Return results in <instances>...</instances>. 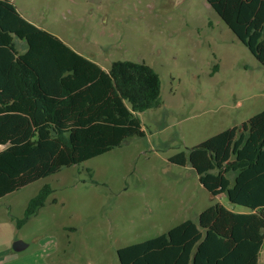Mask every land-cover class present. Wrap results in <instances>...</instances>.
<instances>
[{"label": "rangeland", "instance_id": "rangeland-1", "mask_svg": "<svg viewBox=\"0 0 264 264\" xmlns=\"http://www.w3.org/2000/svg\"><path fill=\"white\" fill-rule=\"evenodd\" d=\"M9 1L103 69L114 61L150 66L160 77L161 104L138 114L144 137L1 198L0 264H119L118 249L224 202L190 165L169 162L264 109V65L208 0ZM46 184L52 194L18 228ZM16 240L28 247L14 252Z\"/></svg>", "mask_w": 264, "mask_h": 264}, {"label": "trees", "instance_id": "trees-1", "mask_svg": "<svg viewBox=\"0 0 264 264\" xmlns=\"http://www.w3.org/2000/svg\"><path fill=\"white\" fill-rule=\"evenodd\" d=\"M208 1L264 65V0ZM160 91L159 75L145 63L114 61L105 71L0 0V199L129 138L144 137L138 114L160 106ZM169 162L190 165L211 196L224 195L248 213L215 203L197 221L118 249L119 264H258L264 239V111ZM52 192L44 185L16 226Z\"/></svg>", "mask_w": 264, "mask_h": 264}, {"label": "crops", "instance_id": "crops-1", "mask_svg": "<svg viewBox=\"0 0 264 264\" xmlns=\"http://www.w3.org/2000/svg\"><path fill=\"white\" fill-rule=\"evenodd\" d=\"M9 1V0H8ZM11 2V1H10ZM12 3V2H11ZM14 5V4H13ZM15 6V5H14ZM16 7V6H15ZM16 9H17V11L19 12V14L24 18V19H26L28 22H30V23H32V24H34L33 22H31L30 20H28L26 17H24L23 15H22V13L19 11V9L16 7ZM35 26H37L38 28H40L41 29V27L39 26V25H37V24H34ZM42 30H44V29H42ZM62 41V40H61ZM63 42V41H62ZM65 45H67L65 42H63ZM68 46V45H67ZM70 49H72L73 51H75L76 53H78L79 55H81V56H83L81 53H79L78 51H76L75 49H73V48H71L70 46H68ZM84 58H86V59H88V60H90V61H92L93 63H95V64H97L101 69H103V67H101L100 66V64L97 62V61H95V59H97V58H95L94 57V59H93V57H91V58H89V57H85V56H83ZM109 69V68H108ZM108 69H103V70H105V71H107ZM262 111H264V109L262 110ZM261 112V111H260ZM259 112V113H260ZM256 114H258V113H256ZM255 114V115H256ZM221 197H225L224 195H220ZM226 201V202H225ZM219 204L220 205H222V206H224L227 210H229L230 212H232V213H237V214H246V213H248V211L246 210V209H244V208H241V207H238V206H232V205H230L228 202H227V200H226V198L224 199V202L223 201H220L219 202ZM263 249H264V239H263V242H262V245H261V247H260V251H259V255H258V262H259V259H260V255H261V253H262V251H263Z\"/></svg>", "mask_w": 264, "mask_h": 264}, {"label": "water", "instance_id": "water-1", "mask_svg": "<svg viewBox=\"0 0 264 264\" xmlns=\"http://www.w3.org/2000/svg\"><path fill=\"white\" fill-rule=\"evenodd\" d=\"M27 247L28 245L22 242L21 240H16L12 243V250L14 252L24 251Z\"/></svg>", "mask_w": 264, "mask_h": 264}]
</instances>
